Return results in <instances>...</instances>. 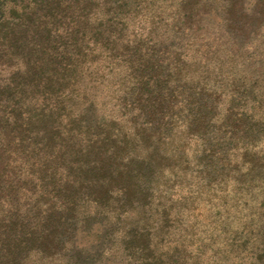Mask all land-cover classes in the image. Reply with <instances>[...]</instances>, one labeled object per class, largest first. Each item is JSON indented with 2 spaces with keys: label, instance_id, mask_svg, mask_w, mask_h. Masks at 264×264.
I'll return each instance as SVG.
<instances>
[{
  "label": "trees",
  "instance_id": "1",
  "mask_svg": "<svg viewBox=\"0 0 264 264\" xmlns=\"http://www.w3.org/2000/svg\"><path fill=\"white\" fill-rule=\"evenodd\" d=\"M263 26L264 0H0V191H36L0 262L80 264L96 226L157 264L148 232L190 193L171 180L264 200Z\"/></svg>",
  "mask_w": 264,
  "mask_h": 264
},
{
  "label": "rangeland",
  "instance_id": "2",
  "mask_svg": "<svg viewBox=\"0 0 264 264\" xmlns=\"http://www.w3.org/2000/svg\"><path fill=\"white\" fill-rule=\"evenodd\" d=\"M12 176V173L8 174L2 180L6 181L2 182L6 191H0V254L12 246L8 234L12 225L8 223L10 217L15 216H11V213L18 215L16 227L20 229V220L24 215L35 212L36 191L23 181L20 182L21 189L12 191L11 182L19 183V179ZM175 181L171 180L168 190L178 185L177 190L190 193L188 200L182 203L179 217L157 221L162 225L156 223L148 232L152 238L151 254L157 258V264L264 263L261 259L264 254V200L255 193L238 189L240 184L237 186L233 178L192 176L188 178V184L184 181L180 186ZM169 194L170 190L163 195L168 197ZM10 202L15 203L13 208L8 206ZM176 210L177 207L173 206V213ZM96 228L76 233V247L80 251H87L80 264L135 262L128 253H123L126 244L117 237L108 238L103 246L99 244L101 230ZM35 252V246L30 245L26 250H21L22 256L18 262L10 260L4 264H68L59 261L41 263Z\"/></svg>",
  "mask_w": 264,
  "mask_h": 264
}]
</instances>
